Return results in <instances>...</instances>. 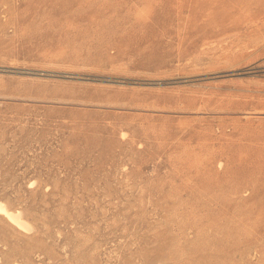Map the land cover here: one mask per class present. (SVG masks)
Segmentation results:
<instances>
[{
    "label": "rangeland",
    "instance_id": "374dc122",
    "mask_svg": "<svg viewBox=\"0 0 264 264\" xmlns=\"http://www.w3.org/2000/svg\"><path fill=\"white\" fill-rule=\"evenodd\" d=\"M0 200V264H264V0H0Z\"/></svg>",
    "mask_w": 264,
    "mask_h": 264
},
{
    "label": "bare ground",
    "instance_id": "6f19581e",
    "mask_svg": "<svg viewBox=\"0 0 264 264\" xmlns=\"http://www.w3.org/2000/svg\"><path fill=\"white\" fill-rule=\"evenodd\" d=\"M32 183V182H31ZM0 214L3 215L10 223L20 229L28 231L31 229L28 221H26L21 214V211L10 209L7 205L0 200Z\"/></svg>",
    "mask_w": 264,
    "mask_h": 264
}]
</instances>
